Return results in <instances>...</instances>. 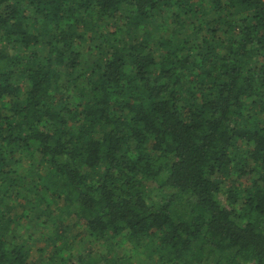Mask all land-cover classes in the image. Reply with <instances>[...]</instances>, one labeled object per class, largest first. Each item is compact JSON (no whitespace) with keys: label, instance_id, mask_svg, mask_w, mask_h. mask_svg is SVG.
Listing matches in <instances>:
<instances>
[{"label":"trees","instance_id":"1","mask_svg":"<svg viewBox=\"0 0 264 264\" xmlns=\"http://www.w3.org/2000/svg\"><path fill=\"white\" fill-rule=\"evenodd\" d=\"M0 264H264V0H0Z\"/></svg>","mask_w":264,"mask_h":264},{"label":"rangeland","instance_id":"2","mask_svg":"<svg viewBox=\"0 0 264 264\" xmlns=\"http://www.w3.org/2000/svg\"><path fill=\"white\" fill-rule=\"evenodd\" d=\"M17 210H18V209H17ZM17 210H16V211H17ZM74 232H75V231H74Z\"/></svg>","mask_w":264,"mask_h":264}]
</instances>
